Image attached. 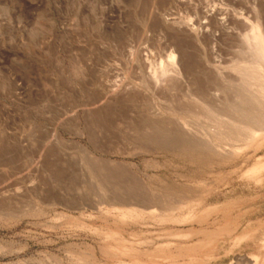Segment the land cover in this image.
Segmentation results:
<instances>
[{"label":"rangeland","instance_id":"rangeland-1","mask_svg":"<svg viewBox=\"0 0 264 264\" xmlns=\"http://www.w3.org/2000/svg\"><path fill=\"white\" fill-rule=\"evenodd\" d=\"M204 1L0 0V264H264V145L186 140L235 122L264 0Z\"/></svg>","mask_w":264,"mask_h":264},{"label":"bare ground","instance_id":"bare-ground-1","mask_svg":"<svg viewBox=\"0 0 264 264\" xmlns=\"http://www.w3.org/2000/svg\"><path fill=\"white\" fill-rule=\"evenodd\" d=\"M204 1V0H203ZM210 1V0H209ZM256 1V0H253ZM207 2V1H204ZM214 2V0H213ZM264 2V1H263ZM175 3V2H174ZM209 2H207L208 4ZM260 3V2H259ZM205 4V5H207ZM188 5L190 6V4L188 3ZM214 5V3H213ZM253 5V4H252ZM255 5V2H254ZM261 5V4H260ZM191 7V6H190ZM194 7V6H192ZM204 7V6H203ZM212 7V6H211ZM215 7V6H214ZM256 7V5L254 6ZM258 7V6H257ZM199 8V7H198ZM207 8V7H206ZM216 8V7H215ZM218 8V7H217ZM251 9V8H250ZM198 10V9H197ZM215 10V9H214ZM242 10V9H240ZM258 10V9H255ZM262 10V9H261ZM219 11V10H218ZM224 11V10H223ZM243 11V10H242ZM264 11V9H263ZM262 11V12H263ZM194 12V11H193ZM207 12V11H206ZM206 12H198V17L196 18L197 23L199 25V29L195 32L192 31L191 26L188 27H178L175 29V27L173 25H171L170 23H167L163 20H161V24L162 27L165 29H173V31L177 34V36H182L184 37L186 40L193 41L194 43H198L204 40V36L202 37L201 33H200V29H204L206 27H208V24H210L212 21L215 22V15L208 16L209 11ZM212 12V10H211ZM215 12V11H214ZM240 12V11H237ZM248 12V11H247ZM206 13V14H205ZM235 13V11H234ZM246 13V12H245ZM257 13V12H256ZM195 14V13H194ZM212 14V13H211ZM225 14V13H224ZM236 14V13H235ZM196 15V14H195ZM239 15V14H238ZM257 15V14H256ZM258 15H260V12H258ZM264 15V14H263ZM245 16V14H244ZM235 17V16H234ZM262 17V16H261ZM233 18V17H232ZM250 18V17H249ZM160 19V18H159ZM224 19V18H223ZM222 19V20H223ZM226 19V18H225ZM225 19L223 21H225ZM234 19V18H233ZM262 20V18H260ZM189 20V19H188ZM193 20V19H192ZM195 20V19H194ZM201 20H205L206 23L208 24H202L200 21ZM208 22H207V21ZM220 20V19H219ZM255 20V19H254ZM258 21V23L252 27L251 31L248 33L247 35H245V39L247 41V43L249 44V49L248 51L251 53L250 57H251V61L249 60L247 63L244 64H239L234 68L235 74L236 76L238 75V85L240 87V89H236L235 90H239L240 92H237L238 95H236V97H234L232 100H235V102L231 103L232 100L229 101V103H231V105L233 104L235 109V112L237 114L235 122H233L231 124L232 127H220L218 129L217 132L211 134L210 136H203L202 134H200L199 136V132H197L198 134H196L195 132L191 131L190 134L189 133V128L190 127H186V130L188 131V137H187V141L190 144L191 147H193L194 149H208V148H212V147H216V149L219 147V144H224V143H228L230 142L231 144H233L232 148H231V152L232 154L235 153H239L242 150H245L247 148L250 147H255L256 145H264V22L262 21ZM242 21V20H241ZM204 23V21H202ZM218 22V21H217ZM235 22V21H234ZM239 22V19H238ZM176 23V22H175ZM180 23V22H179ZM178 23V24H179ZM181 24V23H180ZM192 24V23H191ZM196 24V23H194ZM194 26V25H193ZM197 26V25H195ZM194 26V27H195ZM213 26V25H212ZM220 28H227V25L221 21V23H219L218 25ZM217 26V27H218ZM242 26V25H241ZM245 26V25H244ZM215 27V24H214ZM249 27V26H248ZM212 28V27H211ZM209 27V29L207 28V30L211 31V29ZM224 28V29H225ZM250 28V27H249ZM225 29V30H227ZM215 30V29H214ZM220 30V29H219ZM164 31V30H163ZM203 32V31H201ZM213 32V30L211 31ZM215 32V31H214ZM232 32V31H231ZM204 33V32H203ZM208 34V33H207ZM212 34V33H211ZM180 37V38H182ZM206 37V36H205ZM183 38V39H184ZM204 44V41L202 42ZM205 45V44H204ZM244 45V44H243ZM171 46V45H170ZM202 46V45H201ZM215 47V45H214ZM213 47V48H214ZM199 49V48H198ZM216 49V48H215ZM246 49V48H245ZM184 50V49H183ZM246 51V52H248ZM245 52V53H246ZM176 53V52H175ZM175 53H171L169 59H170V63L168 64L169 66H164L161 68H158L156 70H154L151 75L152 80L155 81L157 87L158 86H165L168 82V79L172 76H174L176 79L181 80L183 77V71H182V64L181 61L178 60L179 58L176 57ZM178 53V52H177ZM206 53V52H205ZM244 53V54H245ZM249 53V54H250ZM180 54V53H178ZM247 54V53H246ZM208 55V54H206ZM149 56V55H148ZM214 56V55H213ZM215 57V56H214ZM245 59L246 55L244 56ZM243 57V58H244ZM249 57V56H248ZM217 58V57H216ZM249 59V58H248ZM207 60V59H206ZM219 60V58H218ZM216 60V61H218ZM241 60V59H240ZM243 60V59H242ZM245 61V60H243ZM235 65V64H234ZM233 66V65H232ZM232 72V71H231ZM228 74V73H227ZM226 74V75H227ZM233 75V74H232ZM224 79V78H223ZM172 80V79H171ZM233 80V79H232ZM170 82V81H169ZM154 83V82H153ZM231 83V82H230ZM229 83V84H230ZM196 84V83H195ZM228 84V85H229ZM233 85V83H231ZM167 86V85H166ZM235 86V84H234ZM237 87V85H236ZM160 88V87H159ZM233 88V87H232ZM234 89V88H233ZM234 90V91H235ZM200 91V90H199ZM234 92V94L236 93ZM201 93V92H200ZM203 93V92H202ZM231 93V92H230ZM233 94V93H232ZM233 94V95H234ZM202 95V94H201ZM215 95V94H214ZM225 104V103H224ZM230 106V105H229ZM186 112V111H185ZM188 112V111H187ZM215 112V111H214ZM207 113V112H206ZM222 113V112H221ZM227 113V112H226ZM219 114V112H218ZM217 114V115H218ZM213 115V114H212ZM194 116V115H193ZM203 116V114H202ZM222 116V115H221ZM232 116V115H231ZM204 117V116H203ZM213 117V116H212ZM235 117V116H234ZM215 118V117H214ZM206 119L208 120V118L206 117ZM198 120V119H197ZM206 121V120H205ZM211 123H214L212 120H210ZM189 123V122H188ZM192 123V122H191ZM185 124V123H184ZM196 126V125H195ZM224 126V125H223ZM190 130H193V128H191ZM194 130H196V128H194ZM208 130V129H207ZM211 131V130H210ZM208 132V131H207ZM214 132V131H211ZM210 134V133H209ZM202 135V137H201ZM57 138H61L60 135H56ZM184 139V141H185ZM78 145V147L82 148L83 150H85L86 152H89L88 150H86L83 146ZM183 150V149H182ZM198 153V152H197ZM101 162L103 163H111V161H106V160H101ZM120 164V163H119ZM264 170V168H253L248 172V175H250L251 177L254 176L256 177L257 175L259 176L260 173ZM179 202V201H178ZM125 205V204H123ZM135 205V204H134ZM140 205V204H139ZM141 207V206H140ZM145 207V206H144ZM147 209V208H146Z\"/></svg>","mask_w":264,"mask_h":264}]
</instances>
